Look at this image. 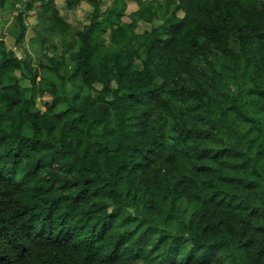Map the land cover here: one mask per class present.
Returning <instances> with one entry per match:
<instances>
[{
  "label": "trees",
  "instance_id": "trees-1",
  "mask_svg": "<svg viewBox=\"0 0 264 264\" xmlns=\"http://www.w3.org/2000/svg\"><path fill=\"white\" fill-rule=\"evenodd\" d=\"M6 1L0 264H264V0Z\"/></svg>",
  "mask_w": 264,
  "mask_h": 264
},
{
  "label": "rangeland",
  "instance_id": "rangeland-1",
  "mask_svg": "<svg viewBox=\"0 0 264 264\" xmlns=\"http://www.w3.org/2000/svg\"><path fill=\"white\" fill-rule=\"evenodd\" d=\"M55 1V6L61 10V12L63 13V15L67 16L69 19V21H71L72 23H76L77 22H81V20L84 23H87V16L88 14L91 12L92 8L91 5L86 1V0H82L81 3L73 10L67 11L66 9H64L65 7V0H54ZM39 3V1H35L34 5H37ZM108 3V0L105 1L104 3L102 2V8L103 10L106 8ZM139 5L136 1L134 0H127V9H126V13L125 15L122 17L123 21L126 22H131L130 18L128 17L130 13H133L134 11H136L138 9ZM21 8L23 9V7L21 6ZM11 9H13V5L11 4L10 1H6V3L0 4V36H2V38L6 41V44L9 48H16L14 45V38L9 34L8 30H9V24L7 23V21H9L10 19H12L13 17H15L16 15V11H13V13L11 14ZM27 17V21L30 23V25H34L35 21L37 20L38 16H37V12L36 11H32L31 13H27L26 15ZM5 21V22H4ZM139 28H136V32H140V31H146L149 30L151 28V25L146 23V22H139L138 23ZM107 31L109 32V29H107ZM36 35L33 31V28H30L27 30L26 32V36H25V48H23V58H28L31 59L33 64L38 65L39 62H43L41 61L40 56H36V51L40 49L41 43L39 42L37 45V48H32L30 42L31 39L34 38ZM53 40H55L56 42L59 40L58 37H52ZM108 40V39H106ZM41 52H43V50L41 49ZM16 53L18 55H20V51H16ZM41 70V69H40ZM42 71V70H41ZM16 73L19 77H22V73L20 71V69L16 70ZM21 83L23 85V87L28 86L29 82L26 79H21ZM98 85V83H96ZM96 85V86H97ZM98 87L100 88V85H98ZM45 99H48L47 97H45ZM44 103L45 100L43 99H37V106L39 107H44ZM187 245L190 246V242L187 240Z\"/></svg>",
  "mask_w": 264,
  "mask_h": 264
}]
</instances>
